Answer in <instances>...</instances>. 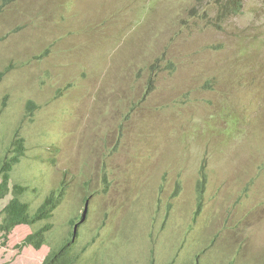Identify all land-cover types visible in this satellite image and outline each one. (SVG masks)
Masks as SVG:
<instances>
[{
	"label": "rangeland",
	"instance_id": "rangeland-1",
	"mask_svg": "<svg viewBox=\"0 0 264 264\" xmlns=\"http://www.w3.org/2000/svg\"><path fill=\"white\" fill-rule=\"evenodd\" d=\"M16 138L30 214L66 193L0 264L74 228L60 263L264 264V0H0V158Z\"/></svg>",
	"mask_w": 264,
	"mask_h": 264
},
{
	"label": "trees",
	"instance_id": "trees-1",
	"mask_svg": "<svg viewBox=\"0 0 264 264\" xmlns=\"http://www.w3.org/2000/svg\"><path fill=\"white\" fill-rule=\"evenodd\" d=\"M236 4L234 2L228 3L225 11L227 13H233ZM30 112L34 109L33 103L28 105ZM24 155V144L21 138H16L12 141L11 147L8 154L1 156L0 158V200L6 198L9 194L12 195L11 199L5 205L2 215V223L0 225V231L5 235H9L13 229L17 226L26 225L30 227H35L41 222H47L52 217V213L57 209V207L63 201L66 192V183L62 182L58 189L52 191L37 208L34 214H30L29 207L26 203L21 201V197L27 191V188L22 185H14L12 189L9 188L10 173L14 167L17 166L19 160ZM202 182L199 184L198 191L200 193L204 190L205 182V172L204 168H201ZM51 226L49 224L34 230L30 235H28L20 244L16 245L17 251H21L25 247H32L36 250L41 249L42 246L46 244L45 235L49 232ZM74 242H68L66 245L61 247L58 251L50 250L47 257L44 259L42 264H74L70 254L62 259L70 250V245L72 246Z\"/></svg>",
	"mask_w": 264,
	"mask_h": 264
},
{
	"label": "clouds",
	"instance_id": "clouds-1",
	"mask_svg": "<svg viewBox=\"0 0 264 264\" xmlns=\"http://www.w3.org/2000/svg\"><path fill=\"white\" fill-rule=\"evenodd\" d=\"M14 168H15V167H14ZM14 168H13V169H14ZM12 171H13V170H12ZM12 171H11V173H12ZM11 173H10V180H11ZM10 180H9V188L12 189V187H13L14 185H17V184L10 185ZM19 185H20V184H19ZM65 193H66V192H65ZM9 195H10V199H11L12 195H11V194H9ZM64 196H65V195H64ZM4 199H5V198H4ZM42 202H43V201H42ZM42 202H41V203H42ZM7 203H8V202H7ZM41 203L38 205V207L41 205ZM86 203H88V202H86ZM59 206H60V205H59ZM59 206L57 207V209L59 208ZM28 207H29V206H28ZM38 207H37V208H38ZM57 209H56V210H57ZM36 210H37V209H36ZM56 210H55V211H56ZM84 210H85V209H84ZM55 211H54V212H55ZM54 212H53V213H54ZM53 213H52V215H53ZM50 219H51V218H50ZM79 219H80V218H79ZM81 219H82V214H81ZM81 219H80L79 221H81ZM79 221H78V222H79ZM41 223H42V222H41ZM37 225H38V224H37ZM37 225H36V226H37ZM45 225H46V224H45ZM21 226H26V225H21ZM36 226H35V227H36ZM43 226H44V225H43ZM43 226H42V227H43ZM26 227H30V226H26ZM30 228H34V227H30ZM39 228H41V227H39ZM39 228H38V229H39ZM13 230H14V229H13ZM34 230H35V229H34ZM34 230H33V231H34ZM33 231H30V232L28 233V235H30ZM11 232H12V231H11ZM47 234H48V233H46V235H45V239H46ZM75 234H76V228H74L73 231H72V237H71L70 242H71V241H72V242L74 241V239H75ZM28 235H27V236H28ZM27 236H25V237L22 238L21 240L23 241ZM22 241H21V242H22ZM21 242H20V243H21ZM68 242H69V241H67V243H68ZM20 243H19V244H20ZM67 243H66V244H67ZM16 245H18V244H16ZM16 245H15V246H16ZM45 245H47V244H45ZM45 245H44V246H45ZM70 246H71V245H70ZM42 247H43V246H42ZM42 247H41V248H42ZM61 247H63V246H61ZM26 248H32V247H25V248H23L22 250H24V249H26ZM69 251H70V250H69ZM49 252H50V251H49ZM48 254H49V253H48ZM48 254H47V255H48ZM69 254H70V252H69ZM47 255H46V257H47ZM46 257H45V258H46ZM45 258H44V259H45ZM43 261H44V260H43ZM43 261H42V262H43ZM41 264H42V263H41Z\"/></svg>",
	"mask_w": 264,
	"mask_h": 264
},
{
	"label": "water",
	"instance_id": "water-1",
	"mask_svg": "<svg viewBox=\"0 0 264 264\" xmlns=\"http://www.w3.org/2000/svg\"><path fill=\"white\" fill-rule=\"evenodd\" d=\"M86 211H87V203H86V207H85V210H84V213H83V215H82V219H81L80 222H82V221L84 220V218H85V214H86Z\"/></svg>",
	"mask_w": 264,
	"mask_h": 264
}]
</instances>
